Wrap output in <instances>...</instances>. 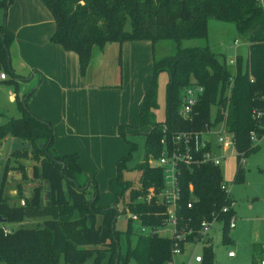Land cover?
I'll return each instance as SVG.
<instances>
[{
    "label": "trees",
    "instance_id": "1",
    "mask_svg": "<svg viewBox=\"0 0 264 264\" xmlns=\"http://www.w3.org/2000/svg\"><path fill=\"white\" fill-rule=\"evenodd\" d=\"M51 12L56 23V32L51 37L68 52L79 56L81 74L84 77L92 61L95 48L103 50L107 45L127 42L176 41L178 49L173 56L156 60L154 58L149 87L140 107L139 127L151 125L147 135L146 158L137 166L140 172L139 185L124 178L127 163L132 158L136 146L129 147V155L120 158L116 175L109 181V190L115 196L116 204L99 206V195L92 201L86 197L89 179H84L77 154L58 155L54 149L52 125L36 116L28 108L30 95L19 99L22 117L10 119L0 126V145L7 138L21 140L22 147L12 151L6 161L0 186V216L6 224H19L34 219L38 222L32 227H22L8 234L0 227V260L7 264H82L94 257L93 264H100L109 255L110 264H127L134 259L136 264H165L173 260L176 241L159 235L138 237L136 248L120 256L115 222L121 212L117 204L124 199L125 208L137 214L142 227H161L164 219L156 216L163 211L155 202H143L150 188L159 189L163 185L164 173L149 165L151 158L157 159L161 151L163 127L171 131L200 130L209 122L211 107L218 105L223 98L226 83L232 75L227 68L226 58H220L209 46L203 48H181L183 40L207 39L210 19L233 24L238 38L250 42L248 60L240 57L237 75L232 89L230 106L225 126L232 135L236 149V172L234 183L245 180L242 161L254 154L259 145L253 146L249 133L256 125L251 120L252 110L264 105L259 95L264 91V3L260 0H42ZM12 0L0 4L9 6ZM7 9V8H6ZM15 43L14 35L5 25H0V72L13 75L11 49ZM255 78L250 83L249 71ZM161 73L168 75L165 91L166 116L161 123L154 121V111L158 107L157 79ZM121 76V74L119 73ZM193 82L204 88L197 107L198 116L193 122L182 120L179 111L183 91ZM120 86V85H118ZM23 100V101H20ZM125 125L119 127V134L125 132ZM35 161L32 179L39 182L31 198L24 197L21 183L17 186L18 197L24 205H10L5 192L10 171L21 166L23 179L27 180L23 161ZM87 181V182H86ZM223 182L220 167L203 165L184 168L180 178L183 192L180 216L183 226L192 229L198 236L202 221L220 218L224 223L223 240H229L227 228L230 213H222V208L235 202L221 189ZM193 187V195L190 192ZM195 198L192 209L187 203ZM116 207V209H113ZM130 219V218H129ZM41 220V221H40ZM130 221H132L130 219ZM130 230L127 232L129 240ZM182 250L183 243L179 244ZM264 250L254 245L253 253ZM210 246L204 248V259L212 260ZM118 259V263H116ZM255 264V263H253Z\"/></svg>",
    "mask_w": 264,
    "mask_h": 264
},
{
    "label": "rangeland",
    "instance_id": "2",
    "mask_svg": "<svg viewBox=\"0 0 264 264\" xmlns=\"http://www.w3.org/2000/svg\"><path fill=\"white\" fill-rule=\"evenodd\" d=\"M3 1L4 0H0V3ZM39 1L45 7L42 0ZM24 7L25 0H12V3L9 6L7 5V7L0 4V25L6 24L9 30L15 34V46L11 49V53L15 49L18 50L21 45H25L24 40L20 39L14 30V28H17L15 20H11L15 16H19L20 12H25ZM30 19L33 24L32 29L35 31H43L48 27H55L45 20L46 18L42 12L40 13L38 9L35 8L31 9ZM235 39L245 41L238 38L233 24L222 23L210 19L209 36L207 39L183 40L179 43V46L184 49L209 46L215 54L220 55L221 59L223 56L226 58L229 71L233 72L235 70L230 66L229 61L234 57V51L231 47ZM137 45V48H134L135 46L127 47L129 51L125 53L122 51V88L119 90H114L118 88H113V90H102L103 92L111 91L107 93L108 95L105 98L101 96V99L104 101L103 104L105 103L106 106V120L102 117L101 125L107 127L106 131L100 133V123L96 119L95 123L90 125V129L94 135H90L89 133H80L76 135L73 131L63 132V129H60L58 132V134L64 133L69 136V148L72 142V149L74 151V153L71 154H77L79 156L82 169V162L84 163V176L92 181L86 191V197L89 201H92L97 193V195H99L100 207H108L116 204L115 196L109 191L108 182L109 179L116 174L118 160L129 155V147L134 145L137 148L132 152V158L127 163L128 170L124 173V178L128 181H132L134 187L139 185L141 177L140 172L136 171V168L138 165L142 164L146 158L147 135L151 131V125L139 127L140 120L137 110H135V107L130 108L132 104L129 103L128 99H121V95L125 90H127L130 95L134 88H136L137 95L140 92L144 94L151 80L153 46H151V42L147 41H139ZM249 45L250 42L245 41V45L238 49V53L246 57ZM154 47V58L156 60H162L176 54L178 43L173 40L160 41L156 43ZM26 48L28 49L29 46L26 45ZM130 50H133V53H130ZM100 51L101 50L98 48L94 49L92 61L89 65L90 68L100 62ZM132 56L135 58L133 62ZM106 60H109L108 56ZM32 61H34L32 57L26 58V62L31 63ZM78 63H76V65H78L79 74L81 75L79 59ZM10 66L13 72V75L7 73L8 81L10 82L0 83V126L7 124L10 119H19L22 117V113L19 109V98L23 99L20 96V94H22V87H27V93L25 95L31 94L27 101V103H29L33 90L39 85L43 77L42 71L38 70V77L34 80L27 83L21 82L20 78L26 75L25 68H30L21 56H19L17 60L15 58L12 59ZM113 66H115L114 63ZM36 70L37 69L32 68L30 70L32 72L31 75ZM63 71L66 72L67 70L64 69ZM86 75L90 76L91 81L102 82L109 85L116 84L117 75L116 73L113 74L112 70H108V72H105L103 75L98 74L96 70L95 74H93L90 70L88 74L86 72ZM118 80L119 82L121 81V76H118ZM167 82L168 75L166 73H161L157 79L158 107L154 111L153 119L158 123L163 122L166 116L165 91ZM30 84L34 87L29 88ZM90 96L91 98L98 99L97 93H93ZM86 97L89 96L81 95L80 102L83 103L86 101ZM28 108L31 111L29 105ZM80 109L83 110L86 109V107L80 106ZM49 116L52 122L51 125L54 127L53 124H55L57 120L53 115ZM123 116L126 120L136 118V123H128ZM92 118L94 121V117ZM81 123L83 122L81 121ZM113 123L115 126L113 133H111L110 129ZM121 125L126 126L123 135H120L118 132ZM102 134L103 138L101 139ZM220 137L227 138V135L221 133ZM211 139L212 144L217 145L218 137L213 136ZM18 142L19 140L16 138H9L4 140L0 145V186L7 158L13 150H17V148L20 147V145H17L15 148L13 147L14 144ZM256 145H259V149L247 159L243 160V168L245 171V180L243 182H233L237 167V153L235 147H230V151L226 158H224L225 153L219 152L218 158L220 161L222 182L228 186L231 196L235 200L237 228L228 233L229 240L224 242V223L215 222L213 224L208 238L211 244L212 260L214 264H252V245L258 243L264 246V137L256 143ZM22 163L25 166L24 170H26V175L29 179H23L22 174L25 171L19 172L22 169L21 166L16 164L13 165V167H18V170L10 171L5 189L10 205L19 204L22 200L21 198L19 199L20 194L18 197L17 186L19 183L22 184L21 190L24 192V197L27 199L31 198L35 186L43 185L39 182H34L31 178L32 167L35 161L25 160ZM89 173L90 176L88 175ZM128 198L129 191L124 195V199L117 204V209L121 214L115 222V231L117 232L120 256L122 259L126 257L129 250L133 251L136 248L138 237L142 235V225L139 222L130 221L129 219V210L125 208V200ZM37 222V220L30 219L23 223L6 224L5 226L10 231H16L22 227H32L36 225ZM129 230L128 240L127 232ZM166 232V234H170V228H168ZM231 250L237 254V259L234 261L227 259V254ZM182 252L183 253L176 255L171 262L165 264H198L195 261V257L200 256L204 258V248L202 244L187 245ZM205 260L207 259H204V261ZM93 261L94 257L88 258L82 264H93ZM0 264L7 263L0 260ZM100 264H110L109 255L102 257ZM120 264H122V261H120ZM127 264H136V262L134 259H129Z\"/></svg>",
    "mask_w": 264,
    "mask_h": 264
},
{
    "label": "crops",
    "instance_id": "3",
    "mask_svg": "<svg viewBox=\"0 0 264 264\" xmlns=\"http://www.w3.org/2000/svg\"><path fill=\"white\" fill-rule=\"evenodd\" d=\"M32 8L38 9L40 13L42 12L46 18L45 20L53 24L55 27L54 28L48 27L43 31H35L34 29H32L33 24L30 19ZM24 9L25 12H20L19 16H15L11 20H15V23L17 24V28H14V30L16 31L18 37L24 40L25 45L24 44L21 45L18 50L14 48L15 50L12 52L13 54L11 53L10 62L12 61V59L15 58L17 60L19 56H21L22 59H24V62L28 66H30V68L29 67L25 68L26 75L23 78H20L21 82L23 83H27L34 80L36 77H38L37 71L38 70L42 71L43 77L41 78V82L33 90L32 97L30 98L29 103L27 104L29 105L31 112H33L36 116L42 118L43 120L48 121L50 124L52 122L49 118L50 117L49 115H53L55 117V119L57 120V122L53 124L55 152L57 154L59 153L58 155L60 154L71 155V153H74L72 149V142H71V147L69 148V141H68L69 136L65 135L64 133L58 134L59 130L63 129V132L73 131L76 133V135L80 133L82 134L89 133L90 135H94L90 129V125L95 123L97 119V121L100 123L99 125L100 133H104L106 131L107 127L101 125L102 117H104L106 120V108H105L106 106L105 103L103 104L104 101L103 99H101V96L105 98L108 95L107 93H110L111 91L103 92L102 90H107V89L113 90V88H118L114 90H119L122 88L123 85L122 67H121L123 60L122 51L123 53L129 51V49H127V47L129 46H135L134 48H137L138 46L137 43L139 41L128 42V43H124L123 45H119L117 43L107 45L103 50L100 51L101 52L100 62L97 65H93L91 68L89 67L90 69L88 68L87 74L89 73L90 70L93 74H95V70H96L98 74L103 75L105 72H108V70H112V73L113 74L116 73L117 75L115 85H109V84H104L102 82L91 81L89 75L83 77L82 74L81 75L79 74L78 65H76V63H78L79 56L73 52H68L64 50L62 46L58 44H54L51 41V37L56 32V23L54 21L51 12L50 11H49L50 13L48 12L49 9L46 6L44 7L39 0H25ZM208 29H209V23H208ZM13 35L15 39V34L13 33ZM155 44L151 42V46H153L152 67L154 61ZM26 45L29 46L28 49L26 48ZM130 51H131L130 53H133V50ZM107 56L109 58L108 61L106 60ZM28 57L29 58L32 57L34 61H32L31 63L26 62V58ZM133 60H135V58H133L132 56V62ZM113 63L115 66H113ZM32 68L37 70L34 71L33 74L31 75L32 72L30 70ZM64 69H66L67 71L64 72L63 71ZM119 73L121 74L120 82L118 80V76H120ZM6 82H10V81H8L7 79V81L1 83H6ZM32 87L34 86L30 84L29 88ZM147 89L145 90L144 94L140 92L138 95L136 93V88L133 89L130 95L128 91L125 90L124 93L121 95V99H128L129 103L132 104L130 108L135 107V110H137L139 115L143 97ZM26 93H27V87H22V94H20L21 98H24L26 96L25 95ZM93 93H97V97L99 100L95 98H91L90 95ZM81 95L82 96L88 95L89 97H86L87 100L81 103L80 102ZM79 102L81 103V105ZM80 106H85L86 109L81 110ZM92 117H94V121ZM136 120H137L136 118H130L126 121H128V123L134 124L136 123ZM81 121L86 124L81 123ZM114 123L112 124L110 129L111 133H113L114 131V126H115ZM102 138H103V134L101 136V139ZM17 145H20V147H22L21 140H19L18 143H15L13 147L15 148L17 147ZM20 147L17 149H20ZM82 166L83 169H85L83 162H82ZM83 169L82 172L84 173L85 171H83ZM88 175L90 176V173ZM114 176L112 177L110 176L111 177L110 179H112ZM83 177L84 179H87L84 176V174ZM108 187H109V182H108ZM210 245L211 244L209 240V245H205L203 246V248L208 247ZM254 245H259L264 250V246L262 244L255 243L252 245V252ZM263 253H261V250H259V252L257 253H253L252 264L255 263L256 260L259 257H261ZM227 259L230 261L236 260L237 254H236V258L229 259L227 257ZM206 261L207 260L198 264H205ZM206 264H214V263L213 260H209L206 262Z\"/></svg>",
    "mask_w": 264,
    "mask_h": 264
},
{
    "label": "built area",
    "instance_id": "4",
    "mask_svg": "<svg viewBox=\"0 0 264 264\" xmlns=\"http://www.w3.org/2000/svg\"><path fill=\"white\" fill-rule=\"evenodd\" d=\"M263 3V0H260ZM245 45V41L235 39L231 49L234 51V57L229 61L231 67L235 71L232 72L231 77L226 83L225 93L222 100L218 105L211 107V114L209 122L205 123L200 130H188V131H171L167 126L163 127V138L161 139V151L157 159L151 158L149 165L153 168H159L164 173L163 185L161 188H150L144 198H140L143 202H155L158 206H161L163 211L157 213L156 216H161L164 219L163 226L161 227H142V233L145 235H159L161 237H168L176 241L173 248V257L183 253L187 245L202 244L203 246L209 245V232L215 222H220V218L213 216L212 219L202 221L198 236L187 241L191 235H193L192 229L187 226H183L182 217L180 216L181 204L183 200V192L180 186V178L183 174L184 168H195L203 165H212L220 167V161L218 158L219 152L225 153L224 158L228 156L230 147L235 146L234 139L230 132L227 131L225 121L230 106V98L232 89L234 87L237 65L240 57L243 58L246 63L248 60V54L246 57L238 53V49ZM250 47V45H249ZM248 47V49H249ZM227 63V62H226ZM228 68V65H227ZM249 71L250 83H255V78ZM8 75L5 72H0V83L7 81ZM204 94V88L193 82L182 93L181 107L179 116L184 121L193 122L196 116H198L197 107L200 103L201 97ZM259 100L264 102V91L259 95ZM251 120L256 125L249 133V138L253 146H256L264 137V105L256 107L252 110ZM221 133H225L227 138L220 137ZM217 136V145L212 144V137ZM155 164V165H154ZM244 161H242V165ZM221 189L226 193L227 197H232L230 190L226 184H222ZM190 192L193 195V187L190 186ZM21 205H24V201H21ZM195 205V198L187 203V208L192 209ZM235 202H231L229 206L222 208V213L234 212ZM130 213V212H129ZM130 219L135 222H140L137 214L130 213ZM235 212L230 217L227 228L229 232L236 229ZM5 234L11 231L2 226ZM170 228V234H166V230ZM188 238V239H187ZM183 243L184 249L180 248L179 244ZM229 259L236 258V253L230 251L227 254ZM174 259V258H173ZM195 261L197 263L203 262V257L196 256ZM255 264H264V253L259 257Z\"/></svg>",
    "mask_w": 264,
    "mask_h": 264
},
{
    "label": "water",
    "instance_id": "5",
    "mask_svg": "<svg viewBox=\"0 0 264 264\" xmlns=\"http://www.w3.org/2000/svg\"><path fill=\"white\" fill-rule=\"evenodd\" d=\"M8 60L10 61L11 60V57H9L8 58ZM24 149H30V146H25V147H23ZM113 209H116V207H113ZM6 223V220L3 218V217H1L0 216V224H5ZM115 226L113 225V228H114ZM118 259H116V263H118Z\"/></svg>",
    "mask_w": 264,
    "mask_h": 264
}]
</instances>
